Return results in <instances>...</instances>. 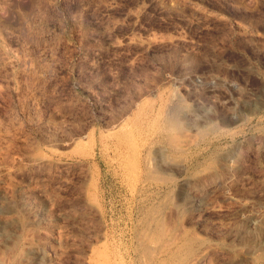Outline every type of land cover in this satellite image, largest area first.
Returning a JSON list of instances; mask_svg holds the SVG:
<instances>
[{"label":"rangeland","instance_id":"1","mask_svg":"<svg viewBox=\"0 0 264 264\" xmlns=\"http://www.w3.org/2000/svg\"><path fill=\"white\" fill-rule=\"evenodd\" d=\"M185 236L264 264V0H0V264H182Z\"/></svg>","mask_w":264,"mask_h":264},{"label":"bare ground","instance_id":"2","mask_svg":"<svg viewBox=\"0 0 264 264\" xmlns=\"http://www.w3.org/2000/svg\"><path fill=\"white\" fill-rule=\"evenodd\" d=\"M11 63V62H10ZM9 63V64H10ZM30 71V70H29ZM25 73V72H24ZM35 88V87H34ZM161 155V154H160ZM159 155V156H160ZM29 161H28V163L26 164V166L29 168V169H43V167H49V166H53L54 164H55V162H54V164L49 160V159H47L46 157H44L43 155H40V154H38L37 156H34V158H30V159H28ZM225 163V162H224ZM53 164V165H52ZM152 164V163H151ZM177 164V163H176ZM179 165V164H178ZM182 165V164H181ZM167 166V165H166ZM226 167V166H225ZM26 168V167H25ZM25 168H22V170H18V171H24V170H26ZM153 168V167H152ZM180 168V167H179ZM233 168V167H232ZM226 169H228V167H226ZM152 173V172H151ZM160 174H161V172H160ZM160 174H158V175H160ZM221 174V173H220ZM151 175V174H150ZM153 175H154V172H153ZM210 175H212V174H210ZM209 172H208V174H207V176H208V180L207 179H204V180H207V181H209ZM147 176H148V174H147ZM146 176V177H147ZM205 176V175H204ZM207 176H205V177H207ZM213 176H215V175H213ZM212 176V177H213ZM217 176V175H216ZM154 177V176H153ZM156 177V176H155ZM154 177V178H155ZM153 178V179H154ZM157 178H160V177H157ZM202 178V177H201ZM200 178V179H201ZM162 179H163V177H162ZM149 180V179H148ZM147 180V181H148ZM163 180H165V179H163ZM213 180H214V177H213ZM153 181V180H152ZM193 182H192V184L191 183H189V185H192V191L194 192V194L195 195H202V193L203 192H205L204 191V187L205 186H203L202 187V180H201V184H200V180L197 178V179H195V181L194 180H192ZM216 181V180H215ZM155 182V181H154ZM188 182V181H187ZM187 182H185V183H187ZM205 182V181H204ZM160 183V182H159ZM165 183V182H164ZM208 184V183H207ZM207 186V185H206ZM187 188H188V185L186 186ZM186 187H185V189H186ZM188 190V189H187ZM190 190V189H189ZM182 192V191H181ZM207 192V191H206ZM190 193V192H189ZM192 193V192H191ZM193 195V194H192ZM193 197H194V195H193ZM196 198H197V196H196ZM202 200V199H201ZM163 213V212H162ZM162 220V219H161ZM162 224H163V222H161ZM160 223V224H161ZM175 224V223H174ZM172 225V224H171ZM161 226V225H160ZM163 227H164V225H163ZM262 227V226H261ZM166 228H168V226L166 227ZM183 228V227H182ZM157 229H159V228H157ZM161 229V228H160ZM159 229V230H160ZM170 229V228H169ZM181 229V228H180ZM158 230V231H159ZM161 231V230H160ZM165 230L163 229V232H164ZM177 231V230H176ZM180 231H182V230H180ZM180 231L178 232V234L180 233ZM162 232V231H161ZM167 232V231H166ZM196 232V231H195ZM182 233H185V232H182ZM188 233V232H187ZM186 233V234H187ZM194 233V232H193ZM140 234V233H139ZM161 234V233H160ZM166 235V234H165ZM175 235H176V232H175ZM182 235V234H181ZM161 237L163 236L162 234L160 235ZM173 236V238H175L174 237V234L172 235ZM171 236V237H172ZM182 236H184V234L182 235ZM188 236V235H187ZM190 236V235H189ZM193 236H195V233H194V235ZM150 237H151V235H150ZM165 237V236H164ZM163 237V238H164ZM180 237V236H179ZM178 237V238H179ZM196 237H198V235L196 236ZM195 237V238H196ZM201 237V236H200ZM185 238H186V236L183 238L184 239V241H183V243L185 242V244H183V247L181 248L180 247V250H181V254L178 256V258L177 259H179V262L181 261L182 262V264H204L205 262H206V260H207V253H206V251H205V248H206V244L204 245L205 246V248H204V250L203 249H201V250H199V245L200 244H204L203 242H204V240L202 241V243H200L199 245H198V240H196V241H198L197 242V246H195L194 244H195V242H194V244H193V242H189V240L191 239V238H194V237H191L190 239H186V241H185ZM167 239V238H166ZM197 239V238H196ZM200 239V238H199ZM173 240V239H172ZM172 240H168L167 241V244H169V242L171 243V241ZM177 239L175 238V241H176ZM181 240H182V238H181ZM188 240V241H187ZM192 240V239H191ZM195 240V239H194ZM202 240V239H201ZM206 240V239H205ZM256 240V239H255ZM254 240V241H255ZM55 242V241H54ZM177 242V241H176ZM206 242V241H205ZM46 244V243H45ZM55 244V243H54ZM163 244H166V242H164ZM166 244V245H167ZM172 244V243H171ZM176 245H177V243H176ZM176 245H174V246H176ZM180 245V244H179ZM182 245V244H181ZM231 245V244H230ZM42 246V245H41ZM163 246V245H162ZM168 246V245H167ZM201 246V245H200ZM250 246V245H249ZM160 247V246H159ZM169 247V246H168ZM168 247L166 248V246H165V248L166 249H168ZM208 247V246H207ZM118 248V247H117ZM172 248V247H171ZM177 248H179V247H177ZM209 248V247H208ZM161 249H163V247L161 248ZM207 249V248H206ZM214 249V248H213ZM40 250H41V248H40ZM155 250H156V247H155ZM154 250V251H155ZM209 250V249H208ZM39 251V250H38ZM144 251V250H143ZM166 251V250H165ZM264 251V250H263ZM149 252V251H148ZM174 252V251H173ZM172 252V253H173ZM213 252V251H212ZM98 253V252H97ZM104 253H105V251H104ZM170 253H171V251H170ZM170 253H168L167 255H169ZM171 253V254H172ZM230 253V252H229ZM152 254V253H151ZM151 254L149 255V256H151ZM162 254V253H161ZM160 254V255H161ZM261 254V253H260ZM259 254V255H260ZM263 254V253H262ZM100 255V254H99ZM167 255H166V257H167ZM100 256H102V254L100 255ZM154 256V255H153ZM152 256V257H153ZM122 257V256H121ZM157 257L158 258H160L158 255H157ZM172 257V256H171ZM175 257V256H174ZM256 257V256H255ZM261 257L263 258V256L262 255H260V258H259V260L261 259ZM118 259V258H117ZM152 259V258H151ZM161 259V258H160ZM257 259H258V257H257ZM2 260V259H1ZM104 260V259H103ZM111 260H113V259H111ZM119 260V259H118ZM149 259H147V261H148ZM162 260H164V258L162 259ZM161 260V261H162ZM165 260H166V258H165ZM174 260V259H173ZM209 260V259H208ZM262 260V259H261ZM105 261V260H104ZM146 261V260H145ZM147 261H146V263H147ZM159 261V260H158ZM168 261V264H170V262H169V260H167ZM172 261V260H171ZM178 261V260H177ZM112 262V261H111ZM117 261H115V263H116ZM120 262V261H119ZM121 262H122V260H121ZM120 262V263H121ZM125 262V261H124ZM149 262H151V261H149ZM211 262H212V260H211ZM0 263H1V261H0ZM120 263H118V264H120ZM154 263H155V261H154ZM172 263H173V261H172ZM175 263V262H174ZM173 263V264H174ZM91 264V263H90ZM105 264V263H104ZM122 264V263H121ZM151 264V263H150ZM163 264H165V263H163ZM179 264V263H178Z\"/></svg>","mask_w":264,"mask_h":264}]
</instances>
